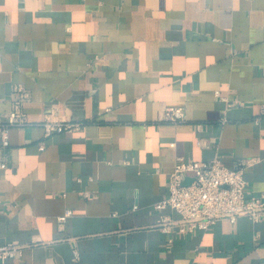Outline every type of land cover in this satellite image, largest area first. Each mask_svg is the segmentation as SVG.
I'll list each match as a JSON object with an SVG mask.
<instances>
[{"label": "crops", "instance_id": "obj_1", "mask_svg": "<svg viewBox=\"0 0 264 264\" xmlns=\"http://www.w3.org/2000/svg\"><path fill=\"white\" fill-rule=\"evenodd\" d=\"M17 85L0 244L23 246L0 264H264V217L167 235L179 215L154 206L176 156L252 159L264 195V0H0V117ZM46 118L80 126L45 136Z\"/></svg>", "mask_w": 264, "mask_h": 264}, {"label": "built area", "instance_id": "obj_2", "mask_svg": "<svg viewBox=\"0 0 264 264\" xmlns=\"http://www.w3.org/2000/svg\"><path fill=\"white\" fill-rule=\"evenodd\" d=\"M12 92L11 109L4 117H0V139L3 146L9 144L11 127L30 124L22 109L29 92L20 85L15 86ZM261 115L264 116V107ZM161 120L172 123L184 121L185 110L180 106H167ZM41 126L47 136L78 128L80 123L46 118ZM38 148L42 150L44 143H40ZM251 160L247 159L234 167H228L218 155L204 161L186 160L182 156H176L173 169L167 178V195L154 206L158 210L170 207L179 216L174 218L170 214L162 215L157 222L158 227L170 235L173 231L191 233L208 229L222 218H227L232 223L242 215L253 221L262 219L264 195L248 194V183L243 176V169L252 163ZM0 166L4 164L1 163ZM186 178L189 179L188 182H185ZM71 212V209H67L59 219L64 220ZM22 246L14 242L0 244V262L13 257Z\"/></svg>", "mask_w": 264, "mask_h": 264}, {"label": "water", "instance_id": "obj_3", "mask_svg": "<svg viewBox=\"0 0 264 264\" xmlns=\"http://www.w3.org/2000/svg\"><path fill=\"white\" fill-rule=\"evenodd\" d=\"M188 181H189V179H188V178H186V179H185V182H188Z\"/></svg>", "mask_w": 264, "mask_h": 264}]
</instances>
